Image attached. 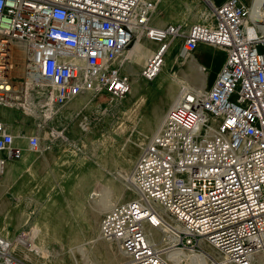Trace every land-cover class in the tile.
<instances>
[{"label": "built area", "instance_id": "2783aa9c", "mask_svg": "<svg viewBox=\"0 0 264 264\" xmlns=\"http://www.w3.org/2000/svg\"><path fill=\"white\" fill-rule=\"evenodd\" d=\"M155 10V0H0V105L19 102L18 66L40 74L38 94L61 107L126 97L120 57L140 40L156 46L141 69L145 81L160 74L177 40L185 54L200 44L220 49L214 81L202 95L180 92L131 169L134 198L104 213L100 234L117 246L120 264H264V34L246 29L241 0L215 6L209 22L185 32L179 23L153 27ZM17 140L29 151L39 146L37 136L16 137L0 123V174L21 159ZM165 227L176 241L162 250L147 229ZM171 248L202 259L172 262ZM0 264H20L1 235Z\"/></svg>", "mask_w": 264, "mask_h": 264}, {"label": "rangeland", "instance_id": "374dc122", "mask_svg": "<svg viewBox=\"0 0 264 264\" xmlns=\"http://www.w3.org/2000/svg\"><path fill=\"white\" fill-rule=\"evenodd\" d=\"M207 1L216 6L214 3L222 0H155L151 25L179 23L185 32L193 24L207 23L213 12ZM244 2L249 8L250 0ZM140 42L151 47L152 56L156 46L145 39L129 51ZM180 53L177 40L167 53L160 74L152 81H145L140 74L151 56L136 66L135 74L123 67L131 81L130 93L124 98L82 97L65 106L54 105V110L46 105L48 102L40 97L37 88L26 84L25 67H17L22 77L16 81L18 103L25 104L28 110L17 106L7 112L18 113L26 136L39 139L36 151H26L10 170L0 175V235L15 246L12 255L20 264L123 261L117 246L99 236L101 218L107 211L97 220L93 215L99 212L98 202H105L107 209L108 204L119 205L134 198L130 172L171 107L168 90L176 91V95L182 90L197 92L193 78L206 80L204 90L214 81V75L195 54L191 56L200 66L190 69ZM214 63L216 68L220 66L219 57ZM162 105L164 110L153 125ZM203 248L214 252L207 245ZM177 252L181 256L193 253L180 249Z\"/></svg>", "mask_w": 264, "mask_h": 264}, {"label": "bare ground", "instance_id": "6f19581e", "mask_svg": "<svg viewBox=\"0 0 264 264\" xmlns=\"http://www.w3.org/2000/svg\"><path fill=\"white\" fill-rule=\"evenodd\" d=\"M207 4H208L209 8L211 9V11H213V9H214L215 6H212L211 3H210V1H207ZM249 10H250V17H249V20H248V24L246 26V29L248 31H251V27H252L251 25H255V26H258L259 29H260V31H261V33L264 34V0H250V2H249ZM150 54H151V47L150 46H147L146 44L140 42V43H138V45L136 46V48L134 50L132 49L130 51L127 50V51L123 52L122 55H121V57H120V62L121 61L124 62V67H125L126 70H128V72H130L132 74H135L136 73V69H135L136 66L137 67L138 66L140 67L143 64V62H145L151 56ZM180 56L183 58V62L186 63V64H188V66H189L190 69H192L194 66H198V67L200 66L199 63L196 62L192 58L191 54H185L184 52L181 51ZM147 61H146V63H147ZM17 70H18V68L15 69L13 72L14 73H17ZM24 71H25L24 72L25 74L23 75V78H25V81H26V84L27 85H32V86L34 85L33 87H35L37 85L38 86H41L43 84V80L41 79L40 74L34 72V69L27 70V71L25 69ZM12 75H13V73H12ZM17 75H18V73H17ZM21 78L22 77H21V75L19 73L18 77H16V80H20ZM192 80H193V84L195 85V88L197 90V92H196L197 95H202V93L204 92V88L206 86V82H205L206 80L204 81L201 78H193ZM180 97H181L180 94L179 95H176V91H174L172 89L168 90V100L172 102L171 103V107L174 106L178 102V99ZM14 99L16 100V97H14ZM46 102L47 101L45 100V103ZM46 105L51 106L52 107V110H54V108H53L54 105H52L50 103H46ZM7 106H12V107H14V106H16V107L17 106H24L25 109L28 110V108L26 107L25 104H20L18 102H14V103L13 102H10V104H8ZM163 110H164V106L162 105L161 108L157 111V113L155 115L156 120L154 121L153 125H156V123L158 122V119L160 118V115L163 112ZM133 149H134V147H133ZM98 203L100 204V207L97 208V209H99V212L98 211L97 212L95 211L94 212V215H93V218L94 219L96 218V220L98 219V217L100 216V214L102 212H106L109 209H111L112 207L116 206V203L113 204V205H111V206L108 204L109 208L106 209L107 206L105 205V202H103V203L102 202H98ZM99 204H97V205H99ZM93 207H95V206H93ZM175 225H176V223H175ZM147 232L150 233V236L148 235L149 236V239H150V242H154L156 244V246H157L158 249L160 248V249L163 250L169 244H172V242L174 243L176 241V239L174 238V236L172 235V233L170 232V230H169L168 227H165V228L159 229V230H152L151 228H148L147 229ZM99 236H101L100 231H99ZM20 243H22V242L20 241ZM14 249H15V246L11 245V243H10V253H11V255H12V250H14ZM178 249L184 250V249H181V248H171L167 252H164V254L167 257V259H169L172 262H178V261H180V258L181 257L182 258L185 257L187 259H190V258L191 259H195L197 257H200V255H198V253H188L186 256H181L177 252ZM12 257L14 258L13 255H12ZM200 259H202V257H200Z\"/></svg>", "mask_w": 264, "mask_h": 264}, {"label": "crops", "instance_id": "0c3cea01", "mask_svg": "<svg viewBox=\"0 0 264 264\" xmlns=\"http://www.w3.org/2000/svg\"><path fill=\"white\" fill-rule=\"evenodd\" d=\"M225 1L226 0L217 1L214 4L216 6H219L222 3H224ZM241 2L247 6V4L244 2V0H241ZM211 5L214 6L212 3H211ZM169 24H167V25H169ZM171 24H175V23H171ZM167 25H165V26H167ZM159 28H162V27H159ZM194 54H195L196 59L199 61V63L201 65H204L208 69L209 74L214 75V77H216V75L220 71L221 66L223 64V61H224L223 51H221V50L218 51V50H215L213 48L206 47L203 44H200V45H198L196 51L193 52V55ZM217 57H219V59L221 60V64H220V66H218L216 68V65L214 63V59ZM13 75H14V72H13ZM14 79L16 80L15 77H14ZM16 81H18V80H16ZM16 84L18 86L19 82H16ZM15 108H16V106L12 107V106H7V105H2V106L0 105V123H2V125L6 128V130L8 132H10L11 134H13L14 136L26 137V134H25L26 132L24 131L23 127H21V124H20V121H21L20 115L16 112H7V111L15 110ZM16 145L23 149L22 150V156L26 151H29L26 148L25 140H17ZM3 157H4V155L2 153H0V159H2ZM18 161H8L6 163L4 172H6L10 166L14 165ZM0 175H2V174H0Z\"/></svg>", "mask_w": 264, "mask_h": 264}]
</instances>
